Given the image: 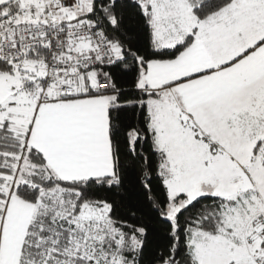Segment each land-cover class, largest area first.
<instances>
[{
	"label": "snow or ice",
	"instance_id": "1",
	"mask_svg": "<svg viewBox=\"0 0 264 264\" xmlns=\"http://www.w3.org/2000/svg\"><path fill=\"white\" fill-rule=\"evenodd\" d=\"M0 264H264V0H0Z\"/></svg>",
	"mask_w": 264,
	"mask_h": 264
}]
</instances>
